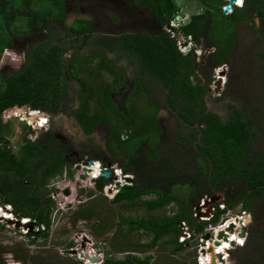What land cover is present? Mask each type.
<instances>
[{
	"label": "trees",
	"instance_id": "16d2710c",
	"mask_svg": "<svg viewBox=\"0 0 264 264\" xmlns=\"http://www.w3.org/2000/svg\"><path fill=\"white\" fill-rule=\"evenodd\" d=\"M211 1L204 0L202 3L209 7ZM40 2L48 3L47 0ZM50 2H54V6L46 14L38 7V0H0V29L8 34L7 26L16 27L15 23L20 21L25 30H29L32 34L39 29L45 30L53 19L51 12L57 15L56 6L61 11V16L59 14L58 16L65 20V7L61 4L63 0ZM255 4L257 0H249L245 8H238L237 12L226 16L229 20L225 25L235 30L229 42L230 46L236 41L243 23L242 18L246 17V13L251 14L252 20L249 19L245 25L253 24L257 29V23L253 19L260 18L261 31L264 33V0H261V6L257 4L258 7L250 10V6ZM128 5L133 14L139 13L138 8H149L156 32L125 34L118 38L117 43L108 47L118 46L139 63L138 66L143 68V72L162 83L167 94L165 106L179 115L189 127L199 128V131L182 139L184 142L180 143V141L178 145L196 147L200 170L195 172L183 166L181 152L177 154L176 151L158 149L162 135L158 114L154 110L150 115H146L139 107L136 87V91L132 92L127 100L126 110L118 107L112 93L119 90V84L126 82L125 73L115 68L114 64L107 61L104 56L100 67L111 69L118 83L113 85L105 81L101 84H85L88 94H85L84 108L78 114V119L88 135L103 122L108 124L111 132V148L117 153L120 151L126 153L127 161L122 162L120 168L126 175L132 174L134 180L132 185L121 187L114 201L134 202L154 194L158 198L145 203L151 211L164 209L173 203L180 204V209L161 221L142 218L122 219V224L129 226V232L152 233L153 238L147 243L140 244L138 251H123L127 254L123 260L109 258L110 253L107 251L102 264H151L155 259L151 252L158 248L161 240L167 236L172 238L169 243L175 246L173 250L175 253L188 250L184 244L179 243L182 222L191 225L194 232H197L196 237L201 233L204 234L210 223L217 225L220 222L222 214L220 210L210 223L197 222L193 218V207L204 195H217L224 191L229 208L241 204L244 211L254 213L256 212L253 211L254 205H257L255 199L264 198V155L256 154L252 149V141L259 136V133L254 131L255 120L246 121L248 120L246 116L242 117L240 114L242 112L233 108L231 117L222 121L217 114L208 110V96L215 81L214 71L231 64L233 47L228 48L223 39L219 44L218 40L221 36L219 34L215 36L214 34L217 33L214 31L208 36V43L214 44L217 51L211 58L212 63L205 64L206 71H201L206 81L199 76L197 70L199 63L195 52L184 55L180 50L179 43L182 37L188 39L192 36L198 45L207 37L210 22L215 23L211 20V15L207 12L195 13L190 17L189 22L171 30L168 27L182 15L176 0H132ZM220 13L224 15L222 7ZM80 20L84 29L71 28V31L88 38L93 33L92 21ZM217 30L219 25L216 27ZM262 40L264 41V37ZM4 44L6 48L11 46ZM85 45H89L88 41ZM64 53L65 50L58 46L46 45L37 49L26 68L17 72V76L7 88L0 89V144H2L0 145V199L5 206L14 208L12 213L18 222L23 219L30 221L31 227L28 229L30 236L33 233L30 230L39 229L38 232H34L32 243L39 238L48 237L55 206L50 185L53 180L64 175L67 168L71 171L70 178H73L74 163H68V151L66 152L64 142L56 138L52 132L41 134L36 141L27 138V142L19 152L12 151V143L9 140L10 128L3 124L2 118L8 111V115L15 116L18 111L25 109L21 107L24 105L50 115L62 112L63 104L67 101V86L62 83ZM80 60L77 57L76 63L80 64ZM91 76L96 77V72H92ZM138 86L141 87L140 83ZM150 102L154 103L153 100ZM162 108V105H157L158 112ZM35 132L33 127L29 129V135L33 136ZM194 140H197L195 145ZM143 142H148L150 145H147L152 150L149 157L145 156V152L135 153L140 146L136 149L134 147ZM210 164L215 170L214 174L209 171ZM108 184L109 182L103 178L95 182L96 189L101 194ZM178 186H190L194 190L187 201L182 202L172 193V189ZM158 199L160 200L157 201ZM42 227L44 230L40 229ZM249 230L251 234L253 229ZM70 245L73 247L74 244ZM197 245L198 241L194 246ZM139 251L147 254L144 259L132 255Z\"/></svg>",
	"mask_w": 264,
	"mask_h": 264
},
{
	"label": "rangeland",
	"instance_id": "374dc122",
	"mask_svg": "<svg viewBox=\"0 0 264 264\" xmlns=\"http://www.w3.org/2000/svg\"><path fill=\"white\" fill-rule=\"evenodd\" d=\"M38 1L39 3L37 5L44 13L47 14L53 9L54 2H50L51 0H47L48 3L46 4L41 3L40 0ZM63 1L65 7L68 9V15L70 17H68L66 22L62 23L73 29L83 30L84 25L80 22L82 21L80 19H91L94 21V32L97 34L108 33L123 35L124 33L130 32H156L150 9L138 8L139 13L133 14L128 5V1L130 0H94L96 3L95 6L91 4L93 0ZM176 1L181 8L182 18L180 19L177 17L178 21L173 22L168 29L172 30L174 27L178 29L180 24L183 25L189 22L190 17L195 13L207 12L211 15V20L215 22H210V31H207V37L199 44L201 51L199 52V56H196L197 59H199L198 63H203V61H205L204 65L207 64V60L212 58L217 51V47H215L214 44H209L207 41L212 31L217 33L214 34L215 36H218V34L221 36L218 40L219 44L223 39L224 44L226 43L228 48L233 47V59L231 64H226L214 71L215 81L211 85L213 96L209 100V108L212 112L218 114L222 121H226L231 117L233 108L236 111L242 112L243 114H240L242 117L243 115L244 117L246 116V119H248L246 121L254 119V131L258 132L259 136L252 141V149L256 154L264 155V41L262 40L264 36H262L260 30L256 29L253 24L244 25L239 28V34H237L233 46V42L231 43V47L229 42H231V37L235 30L229 27L227 28L225 23H227L229 19L226 18L225 14L223 15L220 13L221 7L223 11H225L224 6L226 1L219 3L217 0H212L209 7L202 3L204 0ZM240 4H242V2ZM253 21L255 20L253 19ZM220 22H222V24H220ZM256 23L258 27L262 26L261 20L260 23ZM216 24L219 25V30L217 31ZM53 26L59 29V20L54 21ZM20 32L23 34L22 37L31 39L29 35H26L25 31ZM28 33L31 32L28 30ZM184 39L185 38L182 37L180 40ZM5 40H7L6 34L1 30L0 52L5 49ZM181 50H183L185 54L188 53L191 48L185 49L183 47ZM2 55L0 59L1 69L9 65L10 58L13 59V57L16 58L21 65L24 63V56L23 58L19 57L18 52L14 53L12 50H8ZM114 58H116V64L124 62L122 68L126 71L131 70L130 67L136 63V60L133 58L125 57L122 59V57H116V55ZM93 64V69H87V75L92 79V82L96 84H101L105 81L108 83L113 82V77H115V75H113L111 69H108V67L101 68L98 62L91 63L90 65ZM91 72H96V77L91 76ZM199 73V76L206 81L207 79L201 70ZM0 77H2L1 74ZM247 77H249V83H247ZM86 78L87 76L84 75V79ZM1 81L3 80L0 79V84ZM138 84L139 83L136 84V90L138 91L137 95H139V107H141L146 115H150L152 111L155 110L160 120L162 135L161 144L158 146V149H166V151L170 150L171 152L176 151L175 153L177 154L181 152L182 155H180V157L183 158V161H180H182V165L188 167L192 171L195 170V172H199L196 147L178 145L180 141V143L184 142L182 139H186L190 134L199 131V128H196V126L195 128L189 127L179 115L165 106L164 98H160L161 95L162 97L165 96L162 90V83L158 81L154 82L150 77L147 83L144 84L140 82L141 87H139ZM119 99H121V97H119ZM150 100H153L154 103L150 102ZM158 104L163 106L159 112L157 111ZM35 111L36 110L27 108V111L22 112L23 115L21 112H18L19 117L7 115L6 119L10 117L8 121L11 120L9 140H11L12 143V151L16 153L19 152L22 146L27 142V138L36 141L39 136L41 137L40 134H44L50 130L52 121L47 116L42 117L48 120V124L46 125L41 124V120L36 121V123L32 122L34 119L31 118L35 115ZM108 126V124L102 123L99 128H97L98 130L96 129L97 132L94 136L88 139L87 145L84 143L81 146V143H79L78 145L80 146L73 150L80 151L89 149L91 152L90 155H105L106 151H108V147L106 146L110 144L111 138ZM31 127L36 130L34 136L28 135ZM57 127L59 135L67 137L66 139L60 138L64 144L68 142L69 145H72L73 143L75 144V142L78 143L82 139H85L74 118L69 114L64 113L57 116ZM196 143L197 140H194L193 144L195 145ZM147 145H149L148 142H143L141 145L137 144L134 148L140 147H138L135 153L138 154L139 152V154H142L145 152V156L149 157L152 150H150ZM72 155V157H74L73 152ZM82 155L87 156L83 153ZM123 159L125 162L127 161L125 157ZM205 159H207V157ZM207 162L210 163L211 161L207 160ZM97 167L100 168V164H97ZM117 169L120 170L119 168ZM209 171L214 174L215 170L211 164L209 165ZM96 175H99V169L97 171L93 169L88 178L91 177L94 179L98 177ZM79 176L80 174L71 179L65 174L57 180L52 181L50 190L52 192L51 196L55 202L51 216L52 226L48 231V237L39 238L34 243H32L33 234H35L34 232H38L39 229L34 230L33 228L30 230L33 232L31 233L32 236H30L28 228L14 221L17 220L15 215L14 219H7L4 217L5 212L12 216L11 212L14 208L6 207L0 199V264H85L84 261L80 260L79 256L73 254L74 250H82V244L85 242V239L90 241L88 243H91L90 246L86 245L85 249H83L85 254H87L88 251L89 253L90 251L96 252L98 256L104 258L108 251L110 253L109 258L113 260H123L127 255L123 251L140 250L138 246L147 243L153 238V235L152 233H145L143 231L129 232V226L122 224V219L142 218L143 220L156 219L161 221L165 217H170L177 213L180 209V204L173 203L164 209L151 211L145 203L151 199H157L158 196L154 194L144 196L142 199H137V201L134 202L117 203L114 201L115 194L109 196L105 194L102 195L96 189L95 182L90 180L81 181L77 179ZM66 187H70L73 190V195L71 197L64 196L60 192ZM172 191L182 202L187 201L191 193H194V190L190 186H178L173 188ZM57 192L60 193L57 194ZM221 194L225 196L224 191L217 195H204L199 202L194 205L192 210L193 214L195 208H199L203 203L208 205V200L215 199L213 200V204L216 206L215 209L219 207L220 203L221 205H223L222 203L226 205H223V209H220V212H222L220 221L228 222L240 217L252 219L251 224H245L247 232H249V236L247 235L245 240V247L243 248L240 246L234 251L236 253L235 264H245L241 262V256H245L250 261L248 264H264V198L257 197L255 199L257 205H254L255 210L253 211H256L254 213L251 211H244L241 204L229 208L225 201L226 196L223 199L218 196ZM217 196L218 199H216ZM76 197H79L78 200ZM159 200L160 199L157 201ZM199 211H203V209L199 208ZM214 212L216 213V211ZM23 223L22 220L21 224ZM210 225L213 226L214 224L210 223L208 226ZM40 229L44 230L43 227ZM249 229H253L251 234ZM171 239L172 238L168 236L164 237L159 243V247L151 252L155 258L152 260L151 264H196V262L199 264L198 261L201 255L198 253V250L189 253L185 250L174 253L173 250L175 246L169 243ZM241 240L243 239L237 240V244H239ZM197 241L198 240L194 242V245ZM71 243L74 244L73 247L70 245ZM170 251L175 255V257H173L174 259L168 258ZM228 251H230V248ZM132 255L144 259L147 254L139 251ZM232 262L233 261H231V264H234Z\"/></svg>",
	"mask_w": 264,
	"mask_h": 264
},
{
	"label": "flooded vegetation",
	"instance_id": "af4514ba",
	"mask_svg": "<svg viewBox=\"0 0 264 264\" xmlns=\"http://www.w3.org/2000/svg\"><path fill=\"white\" fill-rule=\"evenodd\" d=\"M131 1L132 0H130L128 2L130 3ZM221 1H223V0H221ZM245 1L247 2L249 0H245ZM260 3H261V0H257V4H260ZM61 4L65 7L64 1ZM91 4L93 6L96 5L94 0L91 2ZM257 4H255V6L249 5L250 10H252L253 8H256L258 6H261V4L258 6H257ZM237 11H238L237 9L234 10V12H237ZM56 13H57V15H55L53 12H51V14L53 15V17H52L53 19L45 30L39 29V31H34L33 34L28 33V31L25 30L24 26H22L20 21L15 23L16 27L10 26V25L7 26L9 29V33L6 34L7 40H5L4 43L11 44V46H9L8 48L5 47V49L2 51V53H0V59L3 56L2 54L7 52L8 50H12L14 53L18 52L19 57L23 58V56H24V58H23L24 63L21 65V63L18 62L16 60V58L13 57V59L10 58L9 65L4 66L2 69L0 68L1 75H2L1 80H3V81H1L0 88L5 89L8 87L9 84H11L12 80L17 76V72L25 69L26 66L29 64L31 56L33 55V53L37 49H39L41 47L44 48L46 45H50L51 47L52 46H58L60 49L65 50V53H64L65 63H64V67L62 68L63 73H64L62 83L64 86H67V94H66L67 101H66V103L63 104L62 112L51 115L52 124L50 125V130L48 132H52L54 134V136L58 139H60V138L66 139L67 138L66 136H60L58 131H57V128H58L57 127V116L64 114V113L69 114L71 117L74 118L77 126L81 130V133L85 137V139H82L78 143L75 142V144L73 143L72 145H69L68 142L65 143L66 152L68 151V153H67L68 163H70V164L74 163V166L72 167V172L74 173V176H76L78 174H80V175L83 174V170H80L78 168L79 165L83 168V165L85 163H89L93 160L96 162V165L98 164V162H101L102 165L103 164H111L112 170L114 171L113 167L114 168H116V167L120 168V165L122 164V162H124L123 158L125 157L126 153H124L125 151L124 152L120 151L119 153H117L116 151H113V149L111 148V143L107 144L106 147H108V149H107L108 151H106L105 155L100 156L99 154H96L99 157L94 156V155H90L91 152L89 151V149L88 150L83 149L80 151L79 150H77V151L73 150L74 148L80 146V145H78L79 143H81V146L84 143H85V145H87L88 139H91V137L94 136V134L97 132V130H98L97 128H99V127H97L96 128L97 130L95 129V131L92 134L88 135L87 132L85 131L84 127L79 123V119H78V114L84 108L83 104L85 101V96H86L85 94H88L86 87H85V84L89 85V83H92V84L94 83L91 81L92 79L88 77L87 69L88 68L93 69L94 64L93 65H90V64L94 63V62H98L101 65L103 63L102 58L105 56L104 58L107 61L112 62L114 64L115 68H117L121 72L125 73L126 82L122 85L119 84L118 85L120 87L119 90L112 93V97L114 99V102L118 105V107L121 110L126 109L127 100L131 96L132 92L135 91L136 84L140 83V82L144 83V84L147 83L148 79H150L151 76L149 77V75L147 73L143 72V68L138 66L139 63L137 61H136L135 65L130 67L131 70L126 71L124 68H122V66L124 65V62H120L119 64H116V62H115L116 58H114V57H115V55H116V57L117 56L122 57V59H124L125 57H127V58H131V57L129 55L125 54L118 46H115L113 48L108 47V45H114L115 43H117L116 41L118 40V38L120 36L122 37V36H125V34H132V32L124 33L123 35H114V34H108V33L107 34H97L94 32L95 31L94 21L90 19V21H92L93 33L90 34V36L88 38H86L85 35H79L78 33H73L71 31L70 26H66L62 23V22H66L68 17H70L68 15V9L66 7L64 10V17L66 16L65 20L60 19L59 16H61V11H60V9L57 8V6H56ZM58 14H59V16H58ZM226 16H229V15H226ZM245 16L246 17L242 18L243 23L241 24L240 28L243 27L248 22L249 19H250V21L252 20L250 13H246ZM257 19H260V18H254L255 21ZM56 20H59V23H60L59 29H57L53 26L54 21H56ZM259 28L261 31L262 27L257 26V29H259ZM20 31H25L26 35H29V37L31 39H27V38L22 37L23 34ZM133 33L136 34L138 32H133ZM139 33H141V32H139ZM261 34L264 35V33L262 31H261ZM210 36H211V34H210ZM87 41H88L89 45H85L87 43ZM77 57H79V59H81L80 64L76 63ZM211 61H212L211 58L209 60H207V64H211L212 63ZM204 63H205V61H203V63L198 64V66H199L197 69L198 72H200V70L206 71V69L204 67L205 66ZM84 75L87 76L86 79H84ZM74 76L76 78H74ZM113 78H114V80L111 84L115 85L116 83H118V81H117L116 77H113ZM152 80H154V79H152ZM154 82H157V81L154 80ZM247 83H249V77H247ZM162 90H163V93L165 94V96L162 97V95H161L160 98H164V101L166 103V101H167L166 95L167 94H166V90L164 89L163 86H162ZM212 96H213V93H212V89H211L210 94L208 96V106L209 107H210L209 100L211 99ZM119 97H121V99H119ZM25 106H27V105H24L21 107L23 108ZM23 110L27 111L26 108ZM208 110L211 111L210 108ZM247 111H249V110H247ZM34 113H37V112H34ZM37 115H38V113H37ZM6 117H7V115L6 116L4 115V117L2 118L3 124L8 125L10 128V123H11L10 121L11 120L8 121V119L10 117L7 119H6ZM45 121L48 123V120L45 119L42 121L43 125L45 124ZM109 129H110V127H109ZM124 138H126V137H124ZM0 145H2V144H0ZM72 152L74 154V157H72L73 156ZM82 153L86 154L87 156L82 155ZM99 170H101V169H99ZM70 172L71 171L67 168L64 175L66 174L70 177V174H71ZM60 177H58V178H60ZM71 179H73V178H71ZM77 179L81 180L79 177ZM53 181H55V180H53ZM62 191H60V192L62 193ZM60 192H57V194H59ZM76 198L78 200L79 197H76ZM247 261L249 262V260H247Z\"/></svg>",
	"mask_w": 264,
	"mask_h": 264
},
{
	"label": "built area",
	"instance_id": "2783aa9c",
	"mask_svg": "<svg viewBox=\"0 0 264 264\" xmlns=\"http://www.w3.org/2000/svg\"><path fill=\"white\" fill-rule=\"evenodd\" d=\"M179 45H180V50L184 47L185 49L187 48H191V50L190 51H188V53H183V50H181V52L184 54V55H188L191 51H193V49H196V52H197V54H198V56H199V52L201 51V48H198L197 47V45H196V43H195V40L193 39V37L192 36H190L188 39H184V40H180V43H179ZM203 50V49H202ZM39 115L41 114V112H37ZM43 119L44 118H41V121H43ZM46 119V118H45ZM42 124V123H41ZM33 126V125H32ZM103 170H105V169H101V170H99L100 172L101 171H103ZM107 170V169H106ZM119 181L121 182V184H126V182H125V179L124 178H121V179H119ZM115 183H113V184H110L109 186H107L106 187V192L108 193V194H111V193H113V194H116L118 191H119V187H117V184H116V182L117 181H114ZM208 205L206 204V203H203L202 205H200L199 206V208H202L203 209V211H199V208H195L194 209V214H193V212H192V216H193V218H195L196 220H197V222L198 221H200V222H204V221H210V219L220 210V209H223L222 207H223V205H225L224 203H222L223 205H221V203L219 204V207H217V209H215V207L216 206H214V201H213V199H211L210 201L208 200ZM226 206V205H225ZM214 211H216V213L214 212ZM200 212V213H199ZM246 220V218L244 217H240V218H235V219H233V220H231V221H228V222H222V221H220V223L217 225V226H212V225H210L207 229H206V231H205V233L204 234H206V233H211V238L209 239V240H206L204 237H199L198 236V245L197 246H194V250L197 248V250H198V253L201 255L200 257H199V264H211V259H212V256L214 255V254H211L209 251V249L212 247V246H214V243H215V241L217 240V232L218 231H221V230H225L226 229V227H228L231 223H235V225H236V227H237V229L239 230V229H241L242 227H245V223L243 224V222ZM238 230L237 231H235L234 233H233V235H229V239H230V241L232 240V237L234 236V235H237V236H239V232H238ZM180 231H181V233H180V236H179V243L180 244H184V245H186L188 242H191V241H194L193 239H194V237H195V233H194V230H193V228L191 227V225L188 223V222H182L181 223V225H180ZM240 237V236H239ZM199 238H200V240H199ZM241 238V237H240ZM244 241L246 240V238H242ZM90 242V241H89ZM201 242V243H200ZM90 244L91 243H86V245H88V246H90ZM237 246H245V245H238L237 244ZM89 248V247H88ZM89 249H91V248H89ZM215 249H216V247H215ZM230 249H232V248H230ZM229 249H226L225 250V252L224 253H222L223 255H224V258H225V260H227V256H228V254H227V251H228ZM203 251H205V253H203ZM92 252L90 251V253H89V251L87 252V255H90ZM97 256H98V254L96 253V252H94ZM215 253H218V251L216 250L215 251ZM77 256H79V258H80V260H82V261H84L85 262V264L87 263V264H89L88 262H86V260H84V259H82L81 257H80V255L79 254H77ZM196 264H197V262H196ZM218 264H222V263H218ZM227 264V263H226Z\"/></svg>",
	"mask_w": 264,
	"mask_h": 264
},
{
	"label": "water",
	"instance_id": "95a60500",
	"mask_svg": "<svg viewBox=\"0 0 264 264\" xmlns=\"http://www.w3.org/2000/svg\"><path fill=\"white\" fill-rule=\"evenodd\" d=\"M238 0H230L229 4L230 6L227 7L225 9V14H229L231 9H232V6L235 5V3L237 2ZM176 21H178V18L176 19ZM257 22L260 23V19H257ZM223 74V73H222ZM220 87H221V84H220ZM23 108H28V109H32L31 107H23ZM9 112V111H8ZM8 112L6 113V115H8ZM42 116H48L50 119H51V115L48 114L47 112H41ZM13 117H18V116H13ZM96 162L93 160L89 163H85L83 165V168L79 165L78 168L80 170H83V174L79 176V178L82 180V181H87L89 178V174L93 171V169L96 168ZM112 165L111 164H103V169H107V170H104L100 173V177L107 180V181H112L113 179H116L113 177V171L111 169H109ZM96 179H93L92 182H95ZM125 181L127 183H132V178L131 177H126L125 178ZM120 183H118L119 185ZM72 189L70 187H66L65 189H63L62 191V194L64 196H67V197H71L73 195L72 193ZM220 196L222 199L225 198V196L223 194L221 195H218ZM218 196L216 197V199H218ZM215 200V199H213ZM12 220V219H11ZM15 222L19 223V225H22L23 227L25 228H29L31 227L30 223L28 222L27 224L24 222L23 224H21V221L18 222V220H14ZM246 224V225H249L252 223V219H246L243 224ZM237 227L235 225V223H231L228 227H226L225 230H221V231H218L217 232V240L215 241L214 243V246H212L209 250V252L211 254H214L212 256V259H211V264H218V263H222V264H231V261H233L232 263L235 264V256H236V253L234 252L237 248L236 246V243L235 242H230V237L229 235L234 233L235 231H237ZM239 232V236L241 238H244V237H247V229L246 227H242L241 229L238 230ZM206 240H209L211 238V233H206L205 237H204ZM228 242L230 243L231 245V248L230 251H227V260H225L224 258V255L221 254V253H215V251L217 250L218 247L221 246V242ZM89 240L85 239V242L82 244V250L80 251H77V250H74L73 251V254L77 255L79 254L80 257L84 260H86V262H88L89 264H102L104 262V258L103 257H100V256H97L94 252H92L90 255H87L85 254L84 250L85 247H86V243H88ZM216 247V249H215ZM203 253H205V251H203Z\"/></svg>",
	"mask_w": 264,
	"mask_h": 264
},
{
	"label": "clouds",
	"instance_id": "9594fccd",
	"mask_svg": "<svg viewBox=\"0 0 264 264\" xmlns=\"http://www.w3.org/2000/svg\"><path fill=\"white\" fill-rule=\"evenodd\" d=\"M226 1V3H225V9L227 8V7H229L230 6V4H229V2H230V0H223V2H225ZM241 3V0H238L236 3H235V5L234 6H232V9H231V11H230V13L229 14H226V15H232V14H234V10L235 9H238V8H245V6H246V1L245 0H242V4H240ZM224 13H225V11H224ZM178 18H182L181 17V15L180 16H178ZM261 20V19H260ZM176 21V20H175ZM197 45V47L199 48V45L198 44H196ZM191 52H195V54H196V56H198V54H197V52H196V49H193V51H191ZM190 52V53H191ZM221 68V67H220ZM217 74H218V72H217ZM221 84V83H220ZM212 89V88H211ZM35 112H38V111H35ZM39 112H43V111H39ZM43 116H42V114H40V116H39V118H38V120L37 121H39V120H41V118H42ZM44 117H46V116H44ZM48 117V116H47ZM49 118V117H48ZM50 119V118H49ZM51 120V119H50ZM36 123V122H35ZM31 126V125H30ZM126 138H127V136H125ZM98 164H100V168L99 169H103V165H102V163L101 162H98ZM109 169H111L112 170V167H110ZM113 169H114V171H113V177L114 178H116V179H113L112 181H108L109 182V184L107 185V186H109L110 184H113V183H115L114 181H117L116 182V184H117V187H119V191H120V189H121V187H123V186H125V185H132V183H133V180H134V176L132 175V174H129V175H126L124 172H123V170L121 169V168H119L120 170H118L117 168H114L113 167ZM106 170V169H105ZM104 171V170H103ZM102 172V171H101ZM100 171H99V175H98V177H96V178H94V179H99V178H101L100 177V173H101ZM84 173V172H83ZM91 176H92V174H91ZM126 177H131L132 178V183H127L126 181V184H121V182L119 181V179H121V178H126ZM88 180H90V181H92L93 179L90 177ZM96 180H95V182H96ZM107 181V180H106ZM118 183H120L119 185H118ZM106 186V187H107ZM106 187L104 188V190H103V193H102V195H106V196H109V195H113V193H111V194H108L107 192H106ZM118 191V192H119ZM117 192V193H118ZM117 193L115 194V196L117 195ZM115 198V197H114ZM6 207H11L12 208V206H6ZM9 210V209H8ZM10 211V210H9ZM11 214H12V218L14 219V214L11 212ZM27 220V221H26ZM22 221V220H21ZM26 221V222H25ZM23 222H25L26 224L28 223V222H30L28 219H23ZM220 223V222H219ZM218 225V224H217ZM217 225H213V226H217ZM29 229V228H28ZM247 234H248V236H249V232H247ZM244 238H246V237H244ZM239 243L240 244H243L244 243V241L243 240H241V241H239ZM236 246H237V244H236ZM238 247H240V246H237L236 248H238ZM245 246H243V248H244Z\"/></svg>",
	"mask_w": 264,
	"mask_h": 264
},
{
	"label": "bare ground",
	"instance_id": "6f19581e",
	"mask_svg": "<svg viewBox=\"0 0 264 264\" xmlns=\"http://www.w3.org/2000/svg\"><path fill=\"white\" fill-rule=\"evenodd\" d=\"M223 80V79H222ZM18 112H24V111H18ZM18 112L15 114V116H18ZM22 115H23V113H22ZM12 116V115H11ZM39 114L37 115V113H35V115L31 118V119H34L32 122H36L37 120H38V118H39ZM43 120H45V118L43 119ZM47 120V119H46ZM46 124H48L47 122L44 124V125H46ZM99 168L98 167H96L94 170H98ZM96 176H98V175H96ZM5 209V208H4ZM8 215H9V217H8ZM4 217H6L7 219H10V218H12V216L9 214V213H4ZM27 221V220H26ZM231 235H233V233L231 234ZM238 238H240L239 236H237V235H234L233 237H232V240L230 241V242H235L236 244H237V240H240V239H242V238H240V239H238ZM244 244H245V241H244ZM244 244H240V245H244ZM229 248H231V245H230V243H228V242H225V241H223V242H221V246L220 247H218L217 248V251H218V253H224L225 252V249H229Z\"/></svg>",
	"mask_w": 264,
	"mask_h": 264
},
{
	"label": "crops",
	"instance_id": "0c3cea01",
	"mask_svg": "<svg viewBox=\"0 0 264 264\" xmlns=\"http://www.w3.org/2000/svg\"><path fill=\"white\" fill-rule=\"evenodd\" d=\"M210 221H211V220H210ZM210 221H209V222H210ZM205 231H206V230H205ZM194 233H195V232H194ZM204 233H205V232H204ZM195 234L197 235V232H196ZM196 235H195V237H194V239H193L194 241L188 242V243L185 245V246L187 247V249H188V250H186V252L189 253V252H191V251H192V252L194 251V242H195L196 240H198V237H196ZM205 235H206V234L201 233V235H199V237H200V236H201V237H204ZM201 237H200V238H201ZM200 238H199V240H200ZM183 251H184V250H183ZM173 252H174V251H173ZM173 252L170 251V253H169V255H168V258H169V259H172L173 257H175V255L173 254ZM174 253H175V252H174ZM177 253H179V252H177ZM186 254H187V253H186ZM178 258H179V257H178ZM173 259H174V258H173ZM240 260H241L242 263H245V262H246L245 264L250 263V261H249V262L247 261L248 259L245 258V256H241V257H240ZM194 264H195V263H194Z\"/></svg>",
	"mask_w": 264,
	"mask_h": 264
},
{
	"label": "snow or ice",
	"instance_id": "6c2138e0",
	"mask_svg": "<svg viewBox=\"0 0 264 264\" xmlns=\"http://www.w3.org/2000/svg\"><path fill=\"white\" fill-rule=\"evenodd\" d=\"M241 2H242V0H241Z\"/></svg>",
	"mask_w": 264,
	"mask_h": 264
}]
</instances>
